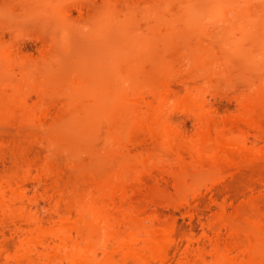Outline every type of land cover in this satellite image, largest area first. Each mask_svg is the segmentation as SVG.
<instances>
[{
	"label": "bare ground",
	"instance_id": "bare-ground-1",
	"mask_svg": "<svg viewBox=\"0 0 264 264\" xmlns=\"http://www.w3.org/2000/svg\"><path fill=\"white\" fill-rule=\"evenodd\" d=\"M144 2L156 14L144 37L113 3L103 37L121 52L79 86L52 66L27 74L28 91L0 80V263L264 264V202L248 187L228 216L232 201L213 196L264 170V0ZM10 63L1 74L24 71ZM222 93L235 112L207 97ZM209 178L219 214L201 237L181 232L163 205L198 206Z\"/></svg>",
	"mask_w": 264,
	"mask_h": 264
},
{
	"label": "rangeland",
	"instance_id": "rangeland-1",
	"mask_svg": "<svg viewBox=\"0 0 264 264\" xmlns=\"http://www.w3.org/2000/svg\"><path fill=\"white\" fill-rule=\"evenodd\" d=\"M144 1L146 0H0V66L9 62H22L24 69L20 72L16 66L12 65L14 68L10 69L7 76L0 73V80L13 77L15 89L28 91L31 85L26 81L27 74L52 66L60 73L65 72L68 85L79 86L86 74L94 71L97 66L101 65L100 63H104L101 61L102 58L105 60L107 55L121 52L118 40L122 38L103 37L106 35L105 25L110 12L119 9V21H123L124 16L130 18L132 24L135 23L138 26V29L135 28L138 30L136 33L140 37L146 36L150 30L147 28L151 21L150 18L156 14L149 13L150 9ZM113 3L116 9L113 8ZM169 11L171 12L170 9ZM156 17L155 19H159ZM156 22L154 20V23ZM243 24L238 22L237 28H242ZM182 27L183 23L176 27V32H180ZM237 34H243V31ZM0 89L10 92L8 87L2 86ZM35 94H30V103L37 98ZM224 94L223 96H207L221 116L236 110L234 102L232 100L229 102L230 100L227 98L228 101ZM217 97L218 100H216ZM175 112L173 115L176 119V126L187 134L192 133L195 129L192 117L180 111H177L178 114ZM260 179H264L263 169H245L236 173L234 177L225 179L229 195L223 190L219 193L216 191L218 195L216 193L213 195V192L207 189L211 181L209 178L199 185L202 197L198 206H195L193 201L189 205H180L177 208L174 206V208L173 204L168 202L166 205L169 203L171 205L166 207L164 204L162 210L164 209L166 214L173 217L176 227L181 232L191 230L196 236L201 237L204 232L209 231V220L219 214L218 205L211 200L213 196L218 199L231 200L233 205L226 207L225 214L233 215L234 206L240 203L241 199L249 196L248 187L253 188V196H259L260 201L264 202L263 185ZM29 184L36 188L38 181H30ZM42 206L43 211L46 204L42 203ZM203 241L208 244L205 238ZM176 253L178 254L179 250Z\"/></svg>",
	"mask_w": 264,
	"mask_h": 264
}]
</instances>
